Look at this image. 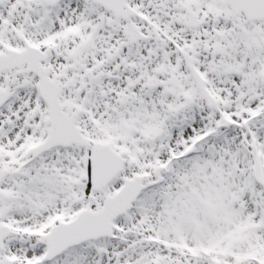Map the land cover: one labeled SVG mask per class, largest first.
<instances>
[{
	"label": "snow or ice",
	"instance_id": "snow-or-ice-1",
	"mask_svg": "<svg viewBox=\"0 0 264 264\" xmlns=\"http://www.w3.org/2000/svg\"><path fill=\"white\" fill-rule=\"evenodd\" d=\"M0 264H264V0H0Z\"/></svg>",
	"mask_w": 264,
	"mask_h": 264
}]
</instances>
